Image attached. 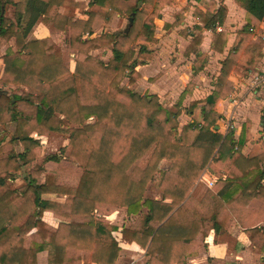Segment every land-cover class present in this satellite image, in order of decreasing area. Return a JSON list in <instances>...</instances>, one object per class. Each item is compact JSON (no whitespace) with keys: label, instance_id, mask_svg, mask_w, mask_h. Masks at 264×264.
Masks as SVG:
<instances>
[{"label":"trees","instance_id":"16d2710c","mask_svg":"<svg viewBox=\"0 0 264 264\" xmlns=\"http://www.w3.org/2000/svg\"><path fill=\"white\" fill-rule=\"evenodd\" d=\"M67 1L0 0V46L11 38L15 45L1 57L0 136L9 122L16 124L13 136L0 138V264H37L41 251L47 252V264H115L121 249L113 234L118 228L101 215L118 207L128 215L146 209L139 224L120 229L121 241L146 250L142 264H187L210 229L236 226L264 253V140L263 150L247 157L241 152L242 134L235 139L231 129L225 135L214 130L220 117L214 103L231 91L227 77L235 52L222 62L211 100L201 107L202 122L186 123L178 131L179 105L171 110L161 106L157 95L119 85L139 59L151 57L146 43L154 29L153 0H132L133 5L91 0L100 9L89 11L86 19L61 14ZM236 1L257 20L263 18L264 0ZM6 4L14 6L12 18L4 14ZM113 13L132 17L128 31L95 35ZM223 16L221 7L204 19L206 26L213 30ZM37 23L70 28V45L77 50L73 70L63 64L51 39L29 36ZM245 34L238 48L246 43ZM223 42L224 35L216 34L215 50ZM98 48L111 49L107 61L90 54ZM11 86L27 90L8 93L5 87ZM188 91L187 86L180 100ZM32 131L67 136L78 162L69 166L70 179L62 181L59 172L36 181L45 167L35 162L41 146ZM17 140L23 146L18 153ZM161 159L169 161L168 169L157 167ZM59 160L51 155L44 162ZM27 164L33 166L29 177L11 188L7 181ZM206 168L217 179L198 201L190 191ZM153 180L161 200L144 197ZM45 212L56 226L43 219Z\"/></svg>","mask_w":264,"mask_h":264},{"label":"crops","instance_id":"0c3cea01","mask_svg":"<svg viewBox=\"0 0 264 264\" xmlns=\"http://www.w3.org/2000/svg\"><path fill=\"white\" fill-rule=\"evenodd\" d=\"M152 2L149 12L153 14L154 29L150 42L146 43V50L151 57L139 59L138 64L128 72L122 84L125 83L126 88L139 94L157 95L159 102L163 103L165 108L175 110L179 105L178 131H180L186 123L202 122L201 107L206 100H211L222 62L229 53L235 52L236 59L227 77L231 83V91L224 99H217L214 103V110L220 115L214 130L225 135L230 126L229 129L234 132L235 139L240 134L243 135L242 154L253 157L260 153L263 150L264 140V84L255 88L250 86L253 75L264 70V16L261 20H257L236 0H153ZM127 4L133 5L134 1L129 0ZM143 5L144 3L140 2L138 8L141 9ZM157 5L158 8H155ZM8 6L14 7L12 4L5 5L7 8ZM221 7L224 8L223 19L221 22L215 21L212 30L206 26L204 19L212 18ZM99 9L100 7L91 0H68L59 8V12L74 19H86L89 11ZM129 17L113 13L111 19L103 23L95 35L100 32L123 31L128 25ZM35 30L39 34H36ZM246 31L247 41L238 48L241 35ZM216 34L224 35V42L220 46L221 50L218 51L213 46ZM64 35V47L60 48L57 37ZM29 36L51 39L60 48L63 64L70 70L74 69L77 50L70 45L68 26L64 30H58L37 23ZM8 43L0 46V76L3 71L1 57L8 47L15 51L14 39L11 38ZM90 54L107 61L111 56V49L98 48L91 50ZM65 55L68 58L67 62ZM129 80L132 81L130 85ZM187 86L189 91L180 100V94ZM192 103H195V107L189 112ZM169 165V161L163 159V170L168 169ZM262 166L264 167V162ZM203 179H207L210 186L216 177L206 168L192 188L191 195ZM228 186L227 183L225 187ZM193 197L200 201L204 194L200 196L195 194ZM46 215L49 218H46ZM43 219L52 226L57 225L50 212H45ZM116 233L119 234V238H116L121 249L115 264H142L146 250L144 251L134 242L121 241L119 229ZM138 251L139 254L143 253L142 259L133 256L132 252L136 254ZM124 254L127 257L125 262H123ZM263 257L264 253L251 245L242 228L236 226L228 230L220 229L218 232L210 229L197 247L195 255L188 256L186 262L187 264H260ZM84 263L85 261L81 262ZM37 264H47L46 251L37 253Z\"/></svg>","mask_w":264,"mask_h":264},{"label":"rangeland","instance_id":"374dc122","mask_svg":"<svg viewBox=\"0 0 264 264\" xmlns=\"http://www.w3.org/2000/svg\"><path fill=\"white\" fill-rule=\"evenodd\" d=\"M13 8L14 7H12V6H8V8L5 7V9H4L5 16L12 18L13 14H14ZM123 31H121V32L123 33ZM35 33L39 34V32L37 30H35ZM64 38H65V35L63 37L62 36L57 37V40H58L57 42H58L60 48L64 47V40H65ZM7 44H9V43H7ZM67 59H68L67 55H65V61L66 62H67ZM125 77H127V76H123V78L120 80L119 85L126 88V86H125L126 84L125 83L122 84ZM7 90H8L7 91L8 93H10L11 91H15L16 94H21V93H24L25 90H27V89L25 87H19V89H18V87L12 86V87L7 88ZM160 104L163 107V103H160ZM170 109H172V108H170ZM218 119H220V118H218ZM93 120H94V118L89 119V121H93ZM15 129H16L15 122H9V124L6 126V128L3 129L4 131H2L1 136H4V135H6V136L12 135L13 136ZM1 136H0V138H1ZM30 136L35 138V139H38L40 142V146H41L40 153H39L38 157L35 159V162L39 165L44 164V167H45V170L36 176V181L37 182H43L44 179L47 178V176L58 175L59 172H60L59 173L60 179L62 181H67L68 179H70L71 170H70L69 166L72 164L77 165L78 162L73 155V150L69 149V147H68L67 136L63 135V134H59V133H49L46 135H39L35 131L30 132ZM14 149H15L16 153L21 152L23 150V146L21 145V143L18 140L14 142ZM51 155L58 156V158L60 159L59 162H53V161L44 162V159L51 156ZM157 167L159 169L163 170V159L158 161ZM32 170H33L32 165H29V164L22 165L20 171L15 174V178L13 180L7 181L9 186L11 188H18V187L22 186L25 183L26 178L29 177L30 172H32ZM156 177H157V175L155 176V178ZM215 181L216 180H214V183H215ZM214 183L212 185L208 186L207 179H203V181H201L199 183L198 187L195 188V192L193 195H191V191H190V195L193 197V196H195V194H197L199 196L201 194H204V196H205L207 194L208 190L213 188ZM162 196H163L162 191L155 186V180L150 181L149 184L147 185L146 191L144 193V197L161 200L163 198ZM93 212H95V211H93ZM145 212H146V209L143 208L140 211V213L137 215H128V214H126L125 208L118 207L111 213H104L103 215H101V217L108 219L112 225L117 226V228L120 230L123 227H130V226H135V225L139 224V219L141 218V216ZM46 218H49L48 215H46ZM114 234L117 238H119V234H117L116 231ZM131 251H134V250H131ZM132 253H133V256L135 255V257L137 259H139V258L142 259L143 253L139 254V251L136 252V254L134 252H132ZM85 255H86V253H85ZM123 257H124L123 262H125V260L127 258L126 254H124ZM85 263H86V261H85Z\"/></svg>","mask_w":264,"mask_h":264},{"label":"built area","instance_id":"2783aa9c","mask_svg":"<svg viewBox=\"0 0 264 264\" xmlns=\"http://www.w3.org/2000/svg\"><path fill=\"white\" fill-rule=\"evenodd\" d=\"M262 84H264V70L253 75L250 87L255 88ZM228 127L230 128V126ZM229 128L227 129V131L229 130Z\"/></svg>","mask_w":264,"mask_h":264},{"label":"water","instance_id":"95a60500","mask_svg":"<svg viewBox=\"0 0 264 264\" xmlns=\"http://www.w3.org/2000/svg\"><path fill=\"white\" fill-rule=\"evenodd\" d=\"M131 23H132V17H129V18H128V25H127L126 28L124 29V32H127V31H128V29H129Z\"/></svg>","mask_w":264,"mask_h":264}]
</instances>
